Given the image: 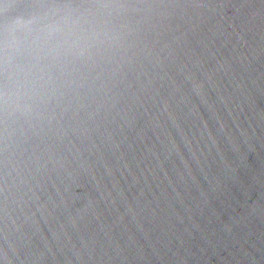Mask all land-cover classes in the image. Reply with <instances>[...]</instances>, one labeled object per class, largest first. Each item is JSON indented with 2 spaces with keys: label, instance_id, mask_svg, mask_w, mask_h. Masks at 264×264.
<instances>
[{
  "label": "water",
  "instance_id": "water-1",
  "mask_svg": "<svg viewBox=\"0 0 264 264\" xmlns=\"http://www.w3.org/2000/svg\"><path fill=\"white\" fill-rule=\"evenodd\" d=\"M0 264H264V0H0Z\"/></svg>",
  "mask_w": 264,
  "mask_h": 264
},
{
  "label": "clouds",
  "instance_id": "clouds-1",
  "mask_svg": "<svg viewBox=\"0 0 264 264\" xmlns=\"http://www.w3.org/2000/svg\"><path fill=\"white\" fill-rule=\"evenodd\" d=\"M20 21L19 18H17V20L15 21L16 25L18 26V22Z\"/></svg>",
  "mask_w": 264,
  "mask_h": 264
}]
</instances>
